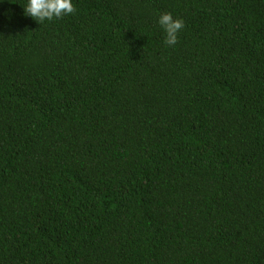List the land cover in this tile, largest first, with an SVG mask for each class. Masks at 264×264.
Listing matches in <instances>:
<instances>
[{
  "label": "trees",
  "instance_id": "16d2710c",
  "mask_svg": "<svg viewBox=\"0 0 264 264\" xmlns=\"http://www.w3.org/2000/svg\"><path fill=\"white\" fill-rule=\"evenodd\" d=\"M25 3L0 0V264H264V0Z\"/></svg>",
  "mask_w": 264,
  "mask_h": 264
},
{
  "label": "clouds",
  "instance_id": "9594fccd",
  "mask_svg": "<svg viewBox=\"0 0 264 264\" xmlns=\"http://www.w3.org/2000/svg\"><path fill=\"white\" fill-rule=\"evenodd\" d=\"M24 12L36 21H50L75 11L72 0H26ZM157 23L164 33V43L175 45L178 33L184 27L181 18H174L170 12H162L157 17Z\"/></svg>",
  "mask_w": 264,
  "mask_h": 264
}]
</instances>
